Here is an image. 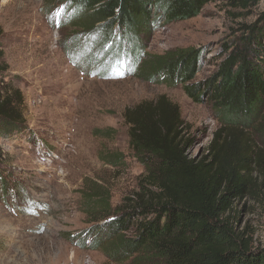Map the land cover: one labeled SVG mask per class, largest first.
Here are the masks:
<instances>
[{"label": "rangeland", "instance_id": "rangeland-1", "mask_svg": "<svg viewBox=\"0 0 264 264\" xmlns=\"http://www.w3.org/2000/svg\"><path fill=\"white\" fill-rule=\"evenodd\" d=\"M66 1L0 0L4 78L21 90L27 121L23 131L0 138L1 178L11 190L25 192L0 189V264H130L126 252L116 259L107 256L112 237L95 247L83 237L123 214L121 206L138 190L144 173L129 146L125 110L166 96L179 106L186 134L193 138L189 154L197 158L208 154L221 127L208 96L196 101L184 85L150 80L135 66L132 73L128 64L120 76L113 75L114 63L100 57L99 45L91 39L75 43L88 17L67 11ZM262 13L264 0L247 9L211 1L193 18L161 22L145 39L149 56L143 60L199 49L198 69L186 84H202L217 71L243 26ZM100 196L104 207L96 205ZM232 217L254 247L264 244L261 206L237 201ZM136 227L133 219L119 235L132 240Z\"/></svg>", "mask_w": 264, "mask_h": 264}, {"label": "trees", "instance_id": "trees-1", "mask_svg": "<svg viewBox=\"0 0 264 264\" xmlns=\"http://www.w3.org/2000/svg\"><path fill=\"white\" fill-rule=\"evenodd\" d=\"M211 1H66L67 11L88 17L75 43L91 39L99 45L100 57L114 63L113 75L120 76L128 64L132 73L135 66L150 80L184 85L196 101L208 96L221 125L208 154L197 158L189 154L193 138L186 134L179 106L166 96L125 110L129 146L144 173L138 190L121 206L123 214L83 235L93 247L112 237L107 244L111 259L126 252L132 257L130 264H264V244L254 247L232 217L235 203L244 199L264 209V13L243 26L241 36L227 45L217 71L202 84H186L198 69L203 54L199 49L168 51L143 60L149 56L145 39L161 22L193 18ZM224 1L247 9L259 0ZM3 37L0 26V43ZM7 69L0 44V138L4 139L27 126L21 90L5 80ZM3 156L0 151V166ZM0 183L7 194L25 193L11 190L1 174ZM98 199L96 205L104 207L106 199ZM133 219L137 236L127 240L119 234Z\"/></svg>", "mask_w": 264, "mask_h": 264}]
</instances>
